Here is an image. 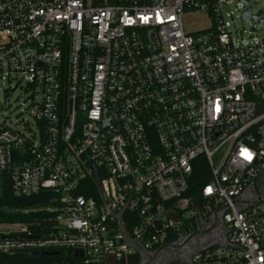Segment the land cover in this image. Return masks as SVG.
Returning a JSON list of instances; mask_svg holds the SVG:
<instances>
[{
    "label": "built area",
    "instance_id": "2783aa9c",
    "mask_svg": "<svg viewBox=\"0 0 264 264\" xmlns=\"http://www.w3.org/2000/svg\"><path fill=\"white\" fill-rule=\"evenodd\" d=\"M223 3L0 0V84L26 98L0 115V187L51 194L21 211L42 222L0 224V254L129 264L220 215L227 246L170 264H264V200L235 203L264 174V39L235 38ZM195 10L211 27L186 34Z\"/></svg>",
    "mask_w": 264,
    "mask_h": 264
},
{
    "label": "rangeland",
    "instance_id": "374dc122",
    "mask_svg": "<svg viewBox=\"0 0 264 264\" xmlns=\"http://www.w3.org/2000/svg\"><path fill=\"white\" fill-rule=\"evenodd\" d=\"M226 2L220 5V9L224 13H231V32L235 38L250 41L253 38L264 39V22L258 24L255 30L252 25L256 20L251 16H256V19L264 20V0H248V5L244 8L249 17L243 23L240 15L242 10L237 7V0H224ZM211 27L210 18L203 11L197 10L187 12L183 16V28L186 34H197L209 30ZM12 80L0 84V115L10 117L11 125H14L15 120L21 117V112L25 109V95L20 90H13L16 80L11 75ZM22 86V84H20ZM8 90L5 97L4 91Z\"/></svg>",
    "mask_w": 264,
    "mask_h": 264
},
{
    "label": "trees",
    "instance_id": "16d2710c",
    "mask_svg": "<svg viewBox=\"0 0 264 264\" xmlns=\"http://www.w3.org/2000/svg\"><path fill=\"white\" fill-rule=\"evenodd\" d=\"M200 182L201 181L196 180L195 184L191 186V189L197 191ZM50 197V193L43 192L29 198H14L11 195L8 184L3 182L0 187V224L24 223L29 226L32 222H36L37 220L42 222L44 219L48 218V214H24L21 211L44 207L49 203ZM30 253L31 252L28 251H14L10 254H0V264H77V260L74 258L71 250L39 252L40 254L36 256L30 255ZM138 263V256H134L129 260V264Z\"/></svg>",
    "mask_w": 264,
    "mask_h": 264
},
{
    "label": "flooded vegetation",
    "instance_id": "af4514ba",
    "mask_svg": "<svg viewBox=\"0 0 264 264\" xmlns=\"http://www.w3.org/2000/svg\"><path fill=\"white\" fill-rule=\"evenodd\" d=\"M259 197L264 199V178H261L257 181ZM253 191L251 187L241 195L242 199H247V201L253 200ZM226 239L225 234V225L221 222L219 216L217 217V221L215 224V229L207 234H203L202 236H195L192 240L186 242L184 245H178L176 248L173 249H163L160 251V255L157 257H152L147 252L142 253V258L139 259L142 264H170L179 262V259L184 257L187 254H192L196 252L199 246L202 244V241L205 239L210 240H221Z\"/></svg>",
    "mask_w": 264,
    "mask_h": 264
},
{
    "label": "water",
    "instance_id": "95a60500",
    "mask_svg": "<svg viewBox=\"0 0 264 264\" xmlns=\"http://www.w3.org/2000/svg\"><path fill=\"white\" fill-rule=\"evenodd\" d=\"M243 3H245L244 2V0H241ZM264 11V10H263ZM242 17H243V21H245L246 20V18L248 17V12H244L243 14H242ZM252 17V19H254V20H257L256 19V16H251ZM257 22L258 23H262V22H264V20L263 19H258L257 20ZM255 27V23L253 24V28ZM261 178H264V174H261V175H259V176H257L253 181H252V183H251V189H252V191H253V200H251L250 202H246L245 203V201L242 199L241 201H236L235 203L237 204V205H243V204H248V205H254L256 202H258V201H260V200H264V199H261L260 197H259V191H258V186H257V181L259 180V179H261ZM219 216V218H220V215H214L213 216V218H212V223H211V226H210V229L211 228H215V224H216V221H217V217ZM123 232V231H122ZM204 233H202V232H196V233H194V234H191L189 237H188V240L187 241H184V242H182V243H178V244H176V245H164V246H162L160 249H158L155 253H152V254H150L152 257H157V256H159L161 253H160V251L161 250H163V249H165V248H167V249H173V248H176L178 245H184L186 242H188L189 240L191 241L192 240V238L193 237H195V236H202ZM227 241H226V239L224 238V239H221V240H210V239H205V240H203L202 241V244L199 246V248H198V250H205V249H207V248H209V247H213V246H227ZM144 251H140L139 250V257H140V259L142 258V253H143ZM40 253L39 252H31L30 253V255H33V256H36V255H39ZM42 254H44V253H42ZM48 254H56V253H48ZM149 254V253H148ZM193 254V253H192ZM192 254H187V255H185L184 257H182V258H180L179 259V262H183V263H187L188 261H189V258H190V256L192 255ZM73 256H74V258H80V257H82V254H81V252L80 251H74V254H73ZM140 264H142L141 262H140Z\"/></svg>",
    "mask_w": 264,
    "mask_h": 264
}]
</instances>
